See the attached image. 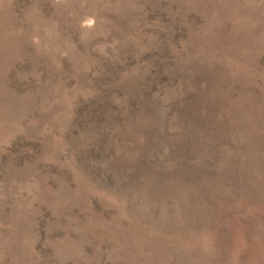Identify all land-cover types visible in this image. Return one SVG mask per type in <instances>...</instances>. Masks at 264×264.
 I'll list each match as a JSON object with an SVG mask.
<instances>
[{
    "label": "rangeland",
    "instance_id": "1",
    "mask_svg": "<svg viewBox=\"0 0 264 264\" xmlns=\"http://www.w3.org/2000/svg\"><path fill=\"white\" fill-rule=\"evenodd\" d=\"M0 264H264V0H0Z\"/></svg>",
    "mask_w": 264,
    "mask_h": 264
}]
</instances>
